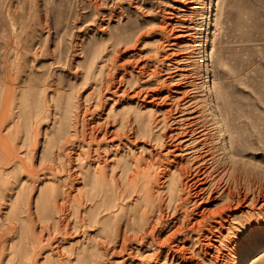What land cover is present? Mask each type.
<instances>
[{"label":"rangeland","instance_id":"obj_1","mask_svg":"<svg viewBox=\"0 0 264 264\" xmlns=\"http://www.w3.org/2000/svg\"><path fill=\"white\" fill-rule=\"evenodd\" d=\"M121 77L125 95L113 92ZM217 100L235 135L232 159ZM174 154L209 167L211 179L224 174L220 189L234 166L232 189L246 196L216 217L215 233L185 226L169 240L186 262L166 259L169 246L152 236L141 240L128 213L116 240L102 221L117 211L113 181L84 180L101 167L107 180L137 171L118 201L133 213L146 206L143 170L160 164L161 177ZM7 181L0 264H264V0H0V186ZM16 190L26 207L12 228ZM177 221L168 219L163 237ZM125 228L127 249L116 253Z\"/></svg>","mask_w":264,"mask_h":264},{"label":"bare ground","instance_id":"obj_2","mask_svg":"<svg viewBox=\"0 0 264 264\" xmlns=\"http://www.w3.org/2000/svg\"><path fill=\"white\" fill-rule=\"evenodd\" d=\"M213 16H214V13L211 9L208 17H209V19H212ZM211 44H212V46H214L213 40H212ZM116 79H117V77H116ZM122 81H123L122 77L117 80V83L115 84L114 89H113L114 93H118L120 90H122V92L120 94L125 95V92H127V87L125 86L124 88H122L124 86ZM207 87H208V89H210V86L207 85ZM105 88H106V86H105ZM120 94H118V95H120ZM140 94H141L140 90H137V91H134L131 95H132V97L140 98L141 97ZM152 96L153 97L150 99L151 101H153L154 103H161L159 94L155 93V94H152ZM212 110H213V116L215 118V121H216V124L218 127L219 135L222 138V146H223L226 154L228 155V158L232 159L234 154H235V151H236V147H235V143H234L235 135L233 136L232 131L230 129V127H232V125L229 123V118H227L226 111L220 107L218 100H217L216 104L212 105ZM222 110L225 112H223ZM98 137H99V135H98ZM174 156H175V158H171L169 164H167L163 167L164 170L162 172L163 174L161 175V177H160V173L158 171H156V168L159 167L160 164L155 165V166L150 165L145 170H143V172H144L143 174L149 178L148 187H147V190L145 191L146 192V194H145L146 206L144 209H142V208L139 210L136 209L133 213H130V210L127 211V209H124L125 212L121 213L120 210L122 207H121V204L119 205L118 201L120 199L125 198L127 195H129L126 192V189H128L129 187H133V185H136L135 179H136V175L138 174L137 171L133 172L132 176H130L128 178L127 182L124 180L121 181L120 178L116 180V175L114 178H112L113 180L112 179L107 180L106 172H105L104 168L101 167V169H99V174H100L99 177H96L94 175V178H91L90 175L87 174V176L84 175V180L86 183H92V184H94V180H95L96 183L102 185V187L105 184H107L109 181H113V184L115 187V199L117 200L114 204L116 207L115 209L117 211L115 212L114 215L111 216L113 218L112 220H105L104 219L102 221H105L104 224H107V225L113 224L112 228H114V229L113 230L111 229V231H113L116 240L120 235L121 224H122L123 220L125 219L124 217L128 213L127 217H129V219L127 222L130 225L129 228L133 231H138V229L142 228L141 240L144 238L145 234L152 236L153 237V241H152L153 243H155V244L157 243L158 245L166 244L169 246L170 252L166 254V259L169 257H171L173 260L181 258L182 261L186 262V260L188 259L187 258L188 256H186L184 254V251L182 250V248H184V247H180L179 245H176L174 243H170L169 240L173 236H175L177 232L182 231L185 226H187L185 230H190V229L200 230L201 228H205L208 231L215 233L216 232L215 226L213 225L212 222L217 221L216 217L223 218L221 213L224 210L231 209L232 205H235V208H239L243 204V202L245 201L246 196L243 195L240 190H237L236 187L234 189H232L233 183L240 177L236 173L234 166L232 167L231 172L229 173L230 178H228L226 180L227 186L223 189H220L219 185L221 184V182H223V180L225 178L224 174H222L221 177L218 179H211L209 167H207L206 165H200V166L194 167L192 169V165H190L189 163L183 164L179 160L176 159V157L178 155L174 154ZM10 160L12 161L11 157L9 156L7 161H10ZM119 163L120 162L118 161V165H119ZM159 169H161V167ZM18 174H16V171H15V175L18 176ZM188 177H189V179L186 180L185 178H188ZM155 183H158L159 184L158 188H162V190H164L167 193V197L165 198V200H167L166 203L163 202L164 199H162L161 192L159 190L157 191V189L155 190L154 187H152L153 184H155ZM10 184H11V182L7 181L3 185L4 187L2 185L0 186V199L5 197V193L7 192V189L12 188V187H10ZM155 191H156V193H155ZM69 192H71V190ZM21 193L22 192L16 190L13 200H12V202H10L11 208L9 211L6 212V217L12 220V225H11L12 228L17 226V222H18L17 217H16L17 210L20 209L22 211V209L24 208L23 206H25L24 200H23V198L25 196H23ZM72 194H73V192H72ZM108 195H109V193L107 194V197H108ZM224 196L226 199L222 205L218 206L217 208H210L209 207L210 204L224 198ZM105 201H107V200H105ZM172 203H174V206H173V211L170 214L169 212H170V208H171ZM27 206H28V204H27ZM50 210H51V208H50ZM178 215H180V216H178ZM174 218H178L177 223L179 222L176 229L173 230L171 233H168L166 237H163L166 222L168 221V219L173 220ZM175 225H176V223H175ZM206 225H208V226H206ZM38 235H42V233L40 234V233H36L34 231L32 234L33 237H35V236L37 237ZM123 236H124V238H123V242L120 244V248L115 249L116 253H120V252L125 251L127 249V242L131 236V233H127V229L125 228L124 232H123ZM45 237H47V236H45ZM134 237H137V236H134ZM69 250H70V248H69ZM161 252H162V249H156L154 252L151 253L152 254L151 256L154 255L153 257L156 258L157 253H161ZM191 255H193V254H191ZM52 258L53 257H51V260H52ZM54 259H56V258H54ZM159 264H161V263H159Z\"/></svg>","mask_w":264,"mask_h":264}]
</instances>
